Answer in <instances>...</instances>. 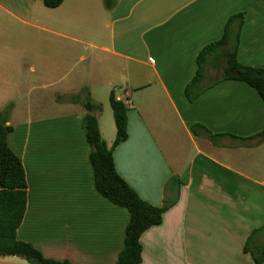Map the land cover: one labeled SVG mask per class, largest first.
Returning a JSON list of instances; mask_svg holds the SVG:
<instances>
[{
    "label": "crops",
    "instance_id": "1",
    "mask_svg": "<svg viewBox=\"0 0 264 264\" xmlns=\"http://www.w3.org/2000/svg\"><path fill=\"white\" fill-rule=\"evenodd\" d=\"M103 1L0 0V113L11 109L7 144L27 184L16 238L46 259L116 263L129 213L96 191L81 118L87 97L99 104L94 93L121 83L127 139L115 170L144 202L170 204L141 235L139 264H253L243 249H264V173L245 154L264 156V103L242 82L192 102L185 87L198 53L240 13L237 60L264 69V0ZM213 71L204 67V87ZM94 115L110 147L114 122L102 128Z\"/></svg>",
    "mask_w": 264,
    "mask_h": 264
},
{
    "label": "trees",
    "instance_id": "2",
    "mask_svg": "<svg viewBox=\"0 0 264 264\" xmlns=\"http://www.w3.org/2000/svg\"><path fill=\"white\" fill-rule=\"evenodd\" d=\"M64 0H42L46 8L59 7ZM107 10L114 8L116 0H104ZM244 14L231 16L225 23L222 37L205 46L197 55V70L193 79L185 87V96L194 101L202 92L224 81H237L255 90L264 103V69L243 65L237 60L240 30ZM204 67L216 71L217 77L207 86H203ZM109 105L115 126V138L110 147L102 139L94 113L101 106L86 99L83 103L85 115L81 118V128L90 147L89 161L93 172L96 191L112 204L125 208L129 221L125 228L124 244L115 264H139L142 248L141 235L150 227L159 225L162 214L169 208L152 206L139 198L135 191L117 174L114 161V149L127 139L128 104L109 95ZM10 108L0 113V257L18 258L27 264H68L44 258L32 245L19 241L16 231L20 226L27 202V184L25 172L19 158L7 144V135L11 127L7 126ZM195 133V127L192 129ZM209 138L215 139L210 133ZM262 135L264 133H261ZM259 135V136H262ZM253 264H262L264 249H251L249 241L244 246Z\"/></svg>",
    "mask_w": 264,
    "mask_h": 264
},
{
    "label": "rangeland",
    "instance_id": "3",
    "mask_svg": "<svg viewBox=\"0 0 264 264\" xmlns=\"http://www.w3.org/2000/svg\"><path fill=\"white\" fill-rule=\"evenodd\" d=\"M213 73H215V72L213 71ZM213 73L210 76L211 78L213 77ZM116 79L117 78L115 77L114 82H117ZM122 91H123V86H121V83H114L113 87L108 90L107 94H104V93L102 94L101 92H99L98 94L95 95V93H94V96L92 98L99 102V105L101 106V110H102V116H101L102 128L104 125H106L110 122H111V124H113V122H114L113 116H112V110H111L110 105H109L110 93L113 92V94L115 96H120V95L122 96ZM87 99H90V97H87ZM96 113H98V112H96ZM197 141L199 142V139ZM259 153H256V155H254L253 158L250 157L249 154L247 153V154H245L246 155L245 160H246L247 165H250L251 167H255L254 170L256 172H258L263 178V173H264L263 151L259 152ZM217 155H218L217 152H215L213 154V156H215V157H217ZM217 158L224 159V160L227 159V157H217ZM250 161L253 164H250Z\"/></svg>",
    "mask_w": 264,
    "mask_h": 264
}]
</instances>
